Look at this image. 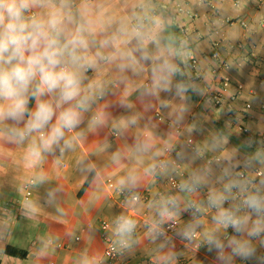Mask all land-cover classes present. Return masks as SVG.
I'll list each match as a JSON object with an SVG mask.
<instances>
[{
	"label": "crops",
	"instance_id": "crops-1",
	"mask_svg": "<svg viewBox=\"0 0 264 264\" xmlns=\"http://www.w3.org/2000/svg\"><path fill=\"white\" fill-rule=\"evenodd\" d=\"M178 4L189 15L176 12ZM52 13L62 17L64 35L80 30L87 42L76 70L88 102L79 126L36 163L27 150L41 132L19 141L11 130L25 129L38 100L53 97L30 90L23 120L0 121V264H107L104 221L125 243L119 264H264V211L236 210L242 168L256 179L249 196L264 201V0H40L25 16ZM216 93L217 107L209 101ZM167 150L179 152L178 189L167 183ZM119 188L150 199L136 205ZM221 196L219 206L210 200ZM171 200L179 240L164 242L141 218H157ZM192 203L202 209L197 221L187 215ZM222 210L247 223L237 230L218 222ZM120 214L135 215L130 234H117ZM257 221L262 230L253 232ZM185 232L193 238L180 239Z\"/></svg>",
	"mask_w": 264,
	"mask_h": 264
},
{
	"label": "clouds",
	"instance_id": "clouds-1",
	"mask_svg": "<svg viewBox=\"0 0 264 264\" xmlns=\"http://www.w3.org/2000/svg\"><path fill=\"white\" fill-rule=\"evenodd\" d=\"M39 3L40 0H0V121L23 120L30 90L34 96L53 97L50 101L38 100L25 129L11 130V138L19 141L32 132H41L39 145L34 141L27 150L31 163L40 161L42 152L52 151L64 138L65 130L79 126V109L86 110L88 102V97H81V77L76 70L84 67L85 57L78 50L87 48V42L80 30L64 35L66 29L58 13H52L47 20L26 17L25 13ZM34 82L37 87L32 89ZM54 116L56 123L52 124ZM65 145L70 146V141L65 140ZM224 199L210 198L216 206ZM245 204L256 212L264 211V201L255 195L249 196ZM171 215L167 209L161 212L162 218ZM216 219L237 230L247 223L246 218H235L227 210L220 211ZM134 228L131 219L120 217L117 221L118 235L130 234ZM261 230L257 221L253 232Z\"/></svg>",
	"mask_w": 264,
	"mask_h": 264
},
{
	"label": "built area",
	"instance_id": "built-area-1",
	"mask_svg": "<svg viewBox=\"0 0 264 264\" xmlns=\"http://www.w3.org/2000/svg\"><path fill=\"white\" fill-rule=\"evenodd\" d=\"M199 1L201 2L202 0H199ZM234 2L236 5H238L240 4L241 0H234ZM175 9H176V12L178 13L189 15V12L181 4L176 5ZM190 16H192V14ZM225 22L229 25L236 24V23L242 26L246 25L245 22H242V21L239 22L234 19H226ZM211 57L215 60L219 59L218 52H213ZM196 65H197V61L192 58L191 66L195 67ZM221 84L223 87H227L228 81L224 80L222 81ZM209 101L215 107L220 106L222 103V96L220 95V93H216L210 96ZM249 107H250L249 105L246 106V108H249ZM242 132L245 134H248V130L245 128L242 130ZM187 145L191 149H194L193 142L191 139L187 140ZM166 152L168 156H170V158L168 159V163L173 168L172 174H170V176L167 178V183L171 189H178L181 187L180 177L182 175L180 163L178 162V159L176 157L179 152L175 151L171 153L170 150H167ZM166 164L167 163L165 159L160 160L157 166V169L163 170L166 167ZM238 176H239V179L245 183V187H244V191L242 194L236 193V198L239 201L238 207L236 210L239 212H246V211L253 210L245 204V200L249 197V193H251L252 190L255 188L256 179L249 177L247 175L245 168H242L239 171ZM31 184H33L32 181L25 185L26 186L25 198H28L31 195V192L28 190V187ZM108 186L109 188H114V185L112 183H109ZM194 190L197 191L198 189L195 187ZM116 191L118 192L120 196L129 197L133 201V203L136 205L146 203L150 199L148 194H142V195L129 194L128 192L120 188L116 189ZM123 203H124L123 200L119 201L120 205H123ZM166 209L172 213L171 218H167V217L162 218L160 214L157 218L153 220H148L143 217L141 218L142 222L146 225L149 231H151L154 235H156L160 240L164 242H171V241L179 240V219L175 217V211L177 209L176 202L174 200H171L168 203V206ZM187 215L189 216V218H191L192 221H197L202 215V209L195 203H192L188 208ZM120 217H126L128 219L134 220L135 215L134 214L118 215L116 219V228H117V221ZM109 229H110V224L108 222L104 221L101 223L100 225L101 237H102V240L105 246L104 257H105L107 264H119L118 262L119 256L121 255L124 249L125 243L116 242L114 239H112L108 234ZM193 236L194 234L185 232L180 237V239H184L185 241H187L193 238Z\"/></svg>",
	"mask_w": 264,
	"mask_h": 264
},
{
	"label": "trees",
	"instance_id": "trees-1",
	"mask_svg": "<svg viewBox=\"0 0 264 264\" xmlns=\"http://www.w3.org/2000/svg\"><path fill=\"white\" fill-rule=\"evenodd\" d=\"M181 81L183 83V78L182 77H181ZM6 253L9 254V255H14V256L20 257V258H24L26 256L25 252L17 251V250H14V249H6Z\"/></svg>",
	"mask_w": 264,
	"mask_h": 264
}]
</instances>
